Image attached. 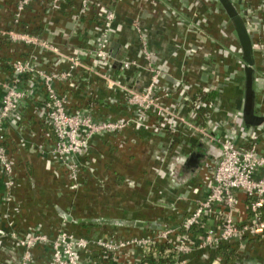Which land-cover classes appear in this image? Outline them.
<instances>
[{
	"label": "crops",
	"instance_id": "obj_1",
	"mask_svg": "<svg viewBox=\"0 0 264 264\" xmlns=\"http://www.w3.org/2000/svg\"><path fill=\"white\" fill-rule=\"evenodd\" d=\"M18 1L0 0L1 30L37 35L64 54L78 52L91 68L103 12L113 9L116 21L109 71L113 79L137 91L150 80L139 58L135 25L140 24L164 72L158 86L164 105L242 147L248 146L252 135L258 136V150L264 154V124L250 129L244 124L245 63L236 32L217 0H91L90 12L81 16V0H63L58 5L39 0L26 8L20 25L14 26ZM231 1L254 45L255 114L264 118V0ZM18 60H28L47 72L68 68L52 53L0 38V107L12 77L11 63ZM129 60L140 66L123 69L122 63ZM57 87L72 113L88 110L95 119L111 121L135 116L122 92L107 87L93 72L79 69L73 80ZM21 88L27 98L20 104L18 119L5 124L15 186L14 199L8 203L0 167V264L19 262L24 250L16 240L31 234L54 239L67 231L88 239L116 240L156 235L180 226L207 196L220 148L184 127L166 132L129 127L97 135L78 157L77 180H73L50 153L55 138L47 124L46 92L40 79L25 76ZM206 93L214 98L207 122V111L196 112L191 103ZM208 225L215 221L209 220ZM201 234L197 228L187 235L196 245ZM33 256L34 264L46 263L51 247L39 245ZM143 256L141 249L105 255L91 247L80 257L84 264H141ZM184 259L186 264H258L264 262V244L195 250Z\"/></svg>",
	"mask_w": 264,
	"mask_h": 264
},
{
	"label": "built area",
	"instance_id": "obj_2",
	"mask_svg": "<svg viewBox=\"0 0 264 264\" xmlns=\"http://www.w3.org/2000/svg\"><path fill=\"white\" fill-rule=\"evenodd\" d=\"M36 1L39 0L18 1L14 26L20 25L26 8ZM62 1L49 0L52 5H58ZM91 8V0H81L79 16L90 12ZM115 21V11L105 9L101 18L100 36L92 50L93 53L91 52L94 57L92 68L83 63L78 52L64 54L56 45L37 35L15 29H0V38L6 42L22 43L52 53L58 63H66L68 66L67 70L62 72H47L37 69L28 60L11 63L12 77L5 85L0 107V167L6 177V202L10 203L14 199L12 190L15 186V176L12 159L5 144V124L18 119L20 104L27 98L21 86L24 77L32 74L40 79L46 92L47 124L55 138L50 153L69 170L73 180H77L78 157L97 135L119 133L129 127L161 132L184 127L193 130L202 140L220 148L208 194L196 204L180 226L166 228L156 235L116 240L102 237L88 239L67 231L59 232L54 239L44 234H31L27 238L16 240L18 246L24 250L20 261H5L4 264H34L33 251L39 245L51 247V257L43 264H84L80 256L91 247L99 249L105 255H118L129 249H141L145 255L156 244L169 246L165 250L166 255H173L169 264H186L184 256L195 250L220 248L229 244L243 245L246 242L264 244V154L258 150V136L252 135L248 146L242 147L233 139L215 136L205 127L193 124L188 117L168 109L158 92L164 72L149 48L147 31L140 24L135 25L140 42L139 58L150 73V80L144 89L137 91L113 79L109 71L112 67L109 47L115 31ZM133 66L140 65L136 60L122 63L125 70ZM79 69L95 73L110 89H119L126 104L135 110V116L111 121L95 119L88 110L72 113L66 96L59 92L57 85L73 80L75 72ZM191 103L196 112L207 111L204 119H210V110L214 107L212 101L198 98ZM205 120L207 122V118ZM212 219L215 225L209 226L208 221ZM197 228L202 231L201 239L198 244L193 245L187 234ZM258 264L264 262L260 261Z\"/></svg>",
	"mask_w": 264,
	"mask_h": 264
},
{
	"label": "water",
	"instance_id": "obj_3",
	"mask_svg": "<svg viewBox=\"0 0 264 264\" xmlns=\"http://www.w3.org/2000/svg\"><path fill=\"white\" fill-rule=\"evenodd\" d=\"M222 6L225 14L229 18L236 35L238 37L242 59L245 63V85L242 116L244 124L247 128L260 126L264 124V118L255 114V99L256 94L254 90V45L246 26L245 21L238 12L236 6L231 0H217ZM195 161V158H193Z\"/></svg>",
	"mask_w": 264,
	"mask_h": 264
},
{
	"label": "trees",
	"instance_id": "obj_4",
	"mask_svg": "<svg viewBox=\"0 0 264 264\" xmlns=\"http://www.w3.org/2000/svg\"><path fill=\"white\" fill-rule=\"evenodd\" d=\"M203 96L202 100L213 101L214 99L213 96L209 93H206V95ZM202 111L204 112V110ZM168 248L169 246L166 244H156L151 248L149 252L144 255L141 264H169L173 260V255L165 254V250ZM227 253V251H223V254L228 255Z\"/></svg>",
	"mask_w": 264,
	"mask_h": 264
},
{
	"label": "flooded vegetation",
	"instance_id": "obj_5",
	"mask_svg": "<svg viewBox=\"0 0 264 264\" xmlns=\"http://www.w3.org/2000/svg\"><path fill=\"white\" fill-rule=\"evenodd\" d=\"M195 161H196V160H195ZM195 161H194V164H196Z\"/></svg>",
	"mask_w": 264,
	"mask_h": 264
}]
</instances>
